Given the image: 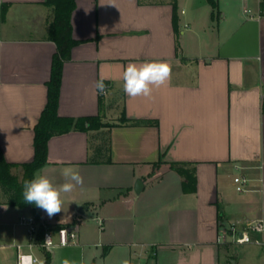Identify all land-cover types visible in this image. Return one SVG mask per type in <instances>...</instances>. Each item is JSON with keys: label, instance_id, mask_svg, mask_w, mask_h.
I'll list each match as a JSON object with an SVG mask.
<instances>
[{"label": "crops", "instance_id": "0c3cea01", "mask_svg": "<svg viewBox=\"0 0 264 264\" xmlns=\"http://www.w3.org/2000/svg\"><path fill=\"white\" fill-rule=\"evenodd\" d=\"M3 2L0 153L21 164L34 158V128L48 101L54 12L47 0ZM75 2L72 34L79 43L64 62L58 112L101 115L108 125L52 136L36 174L54 185L65 182V167L83 177L62 194L60 213L49 217L41 209L50 225H75L78 236L51 251L31 248L20 221L31 207L10 205L0 193V264H18V244L42 259L49 253L47 264H264L263 247L219 238L224 224L264 221L260 0H215L216 8L211 0ZM159 61L171 65V80L153 87L151 97L127 96L126 66ZM101 78L103 94L95 88ZM135 119L150 122H129ZM101 142L108 150L91 160ZM171 163L193 168V188L185 189V173ZM12 171L22 175L20 166ZM238 174L250 179L245 191L235 187Z\"/></svg>", "mask_w": 264, "mask_h": 264}, {"label": "trees", "instance_id": "16d2710c", "mask_svg": "<svg viewBox=\"0 0 264 264\" xmlns=\"http://www.w3.org/2000/svg\"><path fill=\"white\" fill-rule=\"evenodd\" d=\"M49 5L53 6V20L50 25V37L56 43L57 50L53 56L51 77L48 84V101L35 125L34 131V158L32 161L15 164L8 162L0 153V190L2 195L7 199V203L19 207L30 206L32 214L37 219H41V208L34 204H28L23 199V185L26 180H31L36 172L43 167L48 159V143L49 139L54 135H60L72 130H89L100 129L107 126L103 122L101 115L95 116H63L58 112L61 80L64 62L71 57V50L79 43L74 39L72 34L71 16L75 8V0H47ZM214 8H216L215 0H211ZM261 8L264 11V0H260ZM214 14V12H213ZM125 120V119H124ZM130 123L141 124L149 123V120L135 119L129 120ZM107 144L101 142L95 145V156L102 155L104 150H108ZM22 168V175L13 173L14 166ZM189 164L171 163V167L177 169L181 173H185L186 178L183 181L185 189L194 187V170L192 167L184 168ZM58 226L57 228H60ZM50 254H46L47 262L50 261Z\"/></svg>", "mask_w": 264, "mask_h": 264}, {"label": "clouds", "instance_id": "9594fccd", "mask_svg": "<svg viewBox=\"0 0 264 264\" xmlns=\"http://www.w3.org/2000/svg\"><path fill=\"white\" fill-rule=\"evenodd\" d=\"M171 74V65L164 61L145 62L139 65L129 63L122 75L123 91L131 98L151 97L153 87L159 88L168 83ZM95 88L99 93H105L106 85L103 78L96 81ZM62 175L65 182L61 185H54L47 176L39 173L31 180H26L22 193L24 201L43 209L49 217L60 213L64 203L62 194L70 193L77 185L83 184V177L71 167L62 169ZM50 241L51 238L46 243ZM64 264H69V261L65 260Z\"/></svg>", "mask_w": 264, "mask_h": 264}, {"label": "built area", "instance_id": "2783aa9c", "mask_svg": "<svg viewBox=\"0 0 264 264\" xmlns=\"http://www.w3.org/2000/svg\"><path fill=\"white\" fill-rule=\"evenodd\" d=\"M3 3V0H0V28L3 23ZM262 12L264 13V11ZM249 181L247 175H236L234 183L237 191L247 190ZM98 220L101 223L100 219ZM20 221L28 227L31 236V242L29 243L31 248L38 245L45 251H51L57 246H65L76 242L78 236V229L75 225H65L56 229L44 219H37L32 213L23 214ZM262 232H264L263 219L236 220L223 225L219 238L223 241L229 239L235 243H256L264 248ZM49 238H51V241L46 243ZM22 247V244L17 245L19 250L18 264H47L46 259H42L32 252H26Z\"/></svg>", "mask_w": 264, "mask_h": 264}, {"label": "rangeland", "instance_id": "374dc122", "mask_svg": "<svg viewBox=\"0 0 264 264\" xmlns=\"http://www.w3.org/2000/svg\"><path fill=\"white\" fill-rule=\"evenodd\" d=\"M195 1H197V0H194V2ZM0 193L2 194L1 190H0ZM248 248H251V249L256 250V251H261L262 246L261 245H258L256 243H251ZM240 264H261V261H259V260H248V259H245V260L241 261Z\"/></svg>", "mask_w": 264, "mask_h": 264}, {"label": "water", "instance_id": "95a60500", "mask_svg": "<svg viewBox=\"0 0 264 264\" xmlns=\"http://www.w3.org/2000/svg\"><path fill=\"white\" fill-rule=\"evenodd\" d=\"M143 185H144L143 179L142 178H138L137 183H136V186H135L136 192L139 193L141 191V189L143 188Z\"/></svg>", "mask_w": 264, "mask_h": 264}]
</instances>
